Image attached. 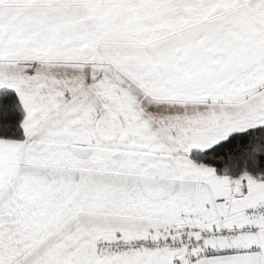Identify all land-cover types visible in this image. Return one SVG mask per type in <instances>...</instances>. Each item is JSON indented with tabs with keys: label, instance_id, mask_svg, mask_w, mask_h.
Here are the masks:
<instances>
[{
	"label": "snow or ice",
	"instance_id": "obj_1",
	"mask_svg": "<svg viewBox=\"0 0 264 264\" xmlns=\"http://www.w3.org/2000/svg\"><path fill=\"white\" fill-rule=\"evenodd\" d=\"M0 264H264V0H0Z\"/></svg>",
	"mask_w": 264,
	"mask_h": 264
}]
</instances>
